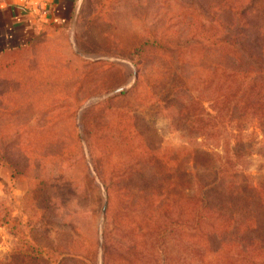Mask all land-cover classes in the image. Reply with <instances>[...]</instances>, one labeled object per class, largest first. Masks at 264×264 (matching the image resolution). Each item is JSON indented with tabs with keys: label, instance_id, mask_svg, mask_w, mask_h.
Instances as JSON below:
<instances>
[{
	"label": "rangeland",
	"instance_id": "obj_1",
	"mask_svg": "<svg viewBox=\"0 0 264 264\" xmlns=\"http://www.w3.org/2000/svg\"><path fill=\"white\" fill-rule=\"evenodd\" d=\"M82 1L0 94V264H264V0Z\"/></svg>",
	"mask_w": 264,
	"mask_h": 264
},
{
	"label": "crops",
	"instance_id": "obj_2",
	"mask_svg": "<svg viewBox=\"0 0 264 264\" xmlns=\"http://www.w3.org/2000/svg\"><path fill=\"white\" fill-rule=\"evenodd\" d=\"M79 19L82 22V0H0V94L7 92L9 80L15 79L18 85L33 75L24 65L39 58L41 35L50 37ZM2 162L0 155V191L5 179Z\"/></svg>",
	"mask_w": 264,
	"mask_h": 264
},
{
	"label": "trees",
	"instance_id": "obj_3",
	"mask_svg": "<svg viewBox=\"0 0 264 264\" xmlns=\"http://www.w3.org/2000/svg\"><path fill=\"white\" fill-rule=\"evenodd\" d=\"M260 97V96H259ZM258 97V98H259ZM261 97H264V95L263 96H261ZM257 98V99H258ZM184 183V182H183ZM200 187H202V190H201V193L199 194V205H200V215H202V211L203 210H205L206 208H207V202H206V196H207V194H208V191H209V187H210V185L208 184V185H201ZM243 200H245L246 202H248V200H249V198L246 196L245 198H243ZM249 212H251L250 210L248 211V213ZM251 218H253L254 219V216H246V217H244L243 218V221L244 222H249L250 221V219ZM243 222V223H244ZM262 248H264V247H262Z\"/></svg>",
	"mask_w": 264,
	"mask_h": 264
},
{
	"label": "water",
	"instance_id": "obj_4",
	"mask_svg": "<svg viewBox=\"0 0 264 264\" xmlns=\"http://www.w3.org/2000/svg\"><path fill=\"white\" fill-rule=\"evenodd\" d=\"M103 209H104V207H103Z\"/></svg>",
	"mask_w": 264,
	"mask_h": 264
}]
</instances>
